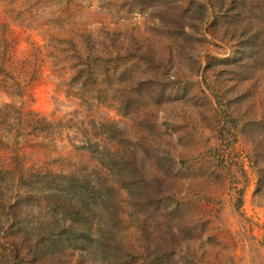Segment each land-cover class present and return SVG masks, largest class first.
Listing matches in <instances>:
<instances>
[{
    "label": "rangeland",
    "instance_id": "1",
    "mask_svg": "<svg viewBox=\"0 0 264 264\" xmlns=\"http://www.w3.org/2000/svg\"><path fill=\"white\" fill-rule=\"evenodd\" d=\"M1 45L0 264H264V0H0Z\"/></svg>",
    "mask_w": 264,
    "mask_h": 264
},
{
    "label": "trees",
    "instance_id": "2",
    "mask_svg": "<svg viewBox=\"0 0 264 264\" xmlns=\"http://www.w3.org/2000/svg\"><path fill=\"white\" fill-rule=\"evenodd\" d=\"M235 3V1L233 2ZM197 15H198V19L202 21L204 19V11H205V7L202 4H198L197 5ZM250 26V23H249ZM249 39L254 40L256 39V31H251L249 33ZM2 45L0 46V75H4L6 78L5 82L1 81L0 82V89H5L6 91L11 90L12 93H14L15 95H18L19 97L21 96V92H22V87L20 85V83L15 82V80L13 78H11L9 76V74L6 72L5 68H3V64L2 61L4 60V56H2L1 52H4V49L2 48ZM93 55H91L93 58H97L100 62H104L103 59V55L100 56L99 53H93ZM91 57V58H92ZM9 80L12 81L9 83ZM73 85L72 83H69V86ZM147 89V96L148 97H153L152 94V89L151 87L148 86H144ZM120 91H122L120 89ZM132 100V99H131ZM130 99L126 100V102L128 103L127 105H129V102H137V99H133V101H131ZM65 181L66 184H71L73 185L75 182H77V178L74 174L68 175V176H62V177H58L56 178V176H54V181L56 180H62ZM70 188V187H69ZM67 207L70 209V214H72V216L70 217V221H75V219L78 218V216L80 215L79 210L74 208V205H72L70 202L67 204ZM73 224H70V226L68 227V230H64L62 233V235H59V237H57L56 239H53L50 235H38L36 236V239H33L32 241H29V254L30 255H34V262L37 264L42 263L43 261H48L49 256L55 254L53 251L51 250H56V247L59 251H65V249L67 247H71V249H79V248H83V242H86V235H81L79 233L76 232V230L73 229ZM19 256L18 250H17V257ZM54 260H56V258H54Z\"/></svg>",
    "mask_w": 264,
    "mask_h": 264
}]
</instances>
